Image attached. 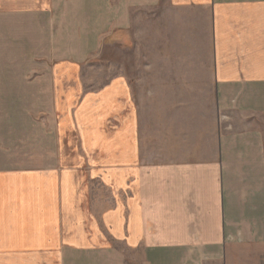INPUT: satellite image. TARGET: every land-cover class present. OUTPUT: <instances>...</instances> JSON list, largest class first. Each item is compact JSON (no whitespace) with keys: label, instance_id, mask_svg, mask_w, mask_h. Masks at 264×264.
I'll return each mask as SVG.
<instances>
[{"label":"crops","instance_id":"crops-1","mask_svg":"<svg viewBox=\"0 0 264 264\" xmlns=\"http://www.w3.org/2000/svg\"><path fill=\"white\" fill-rule=\"evenodd\" d=\"M145 20L167 58L98 81L105 41ZM40 94L48 163L6 166L34 160ZM254 247L264 0H0V264H234Z\"/></svg>","mask_w":264,"mask_h":264},{"label":"rangeland","instance_id":"rangeland-1","mask_svg":"<svg viewBox=\"0 0 264 264\" xmlns=\"http://www.w3.org/2000/svg\"><path fill=\"white\" fill-rule=\"evenodd\" d=\"M152 28L150 29L148 20H145L141 22L137 29L138 31L141 30V34H138L137 37H134V30L132 29H130L126 37H123V34L115 30L109 41H105L106 45L102 46L98 55H96L95 63L101 64L103 70L102 73L99 71L96 74L97 80L100 81L110 75L122 72L136 77L137 74L141 73L140 70L135 69L137 62L167 58L163 25H158L157 23ZM121 66L126 70H121ZM43 96V94L38 95V98L35 99L36 108L30 109L34 160H7L6 166L43 168L47 165L48 158L46 156L47 150L45 149H49L52 144L46 132V129H48L46 119L48 116L44 105L47 104V100ZM236 259L237 261L234 264H264V248L254 247L253 251L240 253Z\"/></svg>","mask_w":264,"mask_h":264}]
</instances>
